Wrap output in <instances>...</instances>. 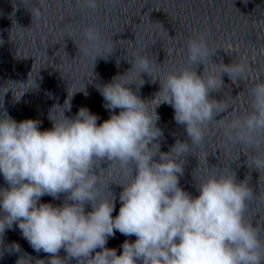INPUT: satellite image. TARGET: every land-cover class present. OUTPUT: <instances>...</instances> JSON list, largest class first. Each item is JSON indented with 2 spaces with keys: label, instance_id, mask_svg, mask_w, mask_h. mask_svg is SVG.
Segmentation results:
<instances>
[{
  "label": "clouds",
  "instance_id": "clouds-1",
  "mask_svg": "<svg viewBox=\"0 0 264 264\" xmlns=\"http://www.w3.org/2000/svg\"><path fill=\"white\" fill-rule=\"evenodd\" d=\"M78 2L85 10L98 7V0ZM26 8L33 21L40 20L47 0ZM81 37L78 54L90 57L93 69L116 50L96 25L83 28ZM185 44L186 60L175 70L163 71L156 55L136 52L126 60L127 70L96 84L110 113L102 123L85 106L65 115L77 93L88 95L86 85L79 91L68 88L63 105H52L49 129L41 130L38 119L18 122L0 104V175L6 184L0 187V245L20 253L16 264H264V223L249 217L253 201L264 203L252 183L256 172V184H264V79L248 84L241 93L246 107L234 111L235 99L226 101L223 90L249 80L247 59L214 61L218 50L205 33L189 36ZM146 82L159 84L150 99L140 95ZM38 89L31 72L26 81L0 86L3 97L11 91L14 103ZM164 104L186 135L166 152L161 151L164 131L157 112ZM212 125L226 145L237 149L239 160L245 157L248 172L239 179L231 165L218 168L205 156L207 167L194 177L198 195L193 196L180 178ZM112 185L122 189L115 217ZM46 195L62 202H41ZM14 225L46 259L30 256L16 242L5 244V232ZM117 231L135 237L123 242L119 254L106 246Z\"/></svg>",
  "mask_w": 264,
  "mask_h": 264
},
{
  "label": "water",
  "instance_id": "water-1",
  "mask_svg": "<svg viewBox=\"0 0 264 264\" xmlns=\"http://www.w3.org/2000/svg\"><path fill=\"white\" fill-rule=\"evenodd\" d=\"M33 2L0 0V40L80 32L89 25L107 30L157 24L218 13L264 0H98L95 11L85 10L78 0H47L43 17L34 21L26 8Z\"/></svg>",
  "mask_w": 264,
  "mask_h": 264
}]
</instances>
